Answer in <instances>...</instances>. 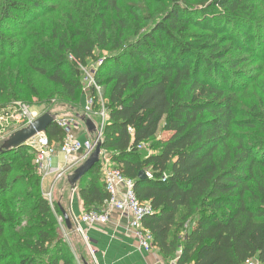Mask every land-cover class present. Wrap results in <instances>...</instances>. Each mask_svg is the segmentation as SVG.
Masks as SVG:
<instances>
[{"label": "trees", "instance_id": "16d2710c", "mask_svg": "<svg viewBox=\"0 0 264 264\" xmlns=\"http://www.w3.org/2000/svg\"><path fill=\"white\" fill-rule=\"evenodd\" d=\"M43 1L0 0V52L5 28H20L25 14ZM165 1L166 10L128 39L122 38L126 25L117 19L112 47L105 14L118 10L117 0L72 6L68 27L51 32L47 48L39 49L53 63L39 71L55 85L53 95L79 104L88 61L97 49H109L92 70L105 97L100 102L93 85L89 94L96 111L101 106L106 111L101 149L134 180L138 200L150 206L142 219L150 247L174 264H264V102L248 112L239 105L238 94L248 86L239 82L245 77L237 70L241 56L231 54L250 49L249 38H239L237 31L246 33L254 23V4ZM226 25L236 28L233 42ZM65 133L53 123L45 135L58 142ZM149 141L152 152L143 154L140 144ZM34 157L27 145L0 153V264H76L39 190ZM140 170L150 176L137 179ZM99 176L98 161L80 179L84 212L101 208L109 197ZM23 182L34 224L4 239L5 225L19 222L14 216L20 204L10 195ZM14 236L22 243L9 245Z\"/></svg>", "mask_w": 264, "mask_h": 264}, {"label": "rangeland", "instance_id": "374dc122", "mask_svg": "<svg viewBox=\"0 0 264 264\" xmlns=\"http://www.w3.org/2000/svg\"><path fill=\"white\" fill-rule=\"evenodd\" d=\"M90 1L91 0H44V5L38 7L36 10H30L25 14L24 21L21 23L20 28L17 25H8V27L5 28L4 38L6 40V45L0 52V105H6L12 100L20 99L27 102L37 116L44 112H50L57 118L72 117L76 120L77 124L80 122L85 125V119H89L92 122L95 121L94 123L96 124L98 123V118L95 114L99 113V111H96L94 106H92L91 111H86V103H84V109H79L82 95L79 104L67 102L53 95L52 92L55 89V85L39 71L41 66L49 70L53 64H50L48 60L39 55L40 48H47L51 32H54L55 29L61 30L62 26L67 24L66 15H73L74 13L72 6L78 7L80 2L86 4L90 3ZM252 2L255 10L254 23L251 24V27L246 28V33L237 31L239 38L244 36L249 38L248 43L251 42L250 49L247 53L237 49L231 52L232 55H240V58H242L237 70H239L238 74H243L245 77H243L244 79H239V82L245 81L248 87L246 91L238 94V103L243 107L242 109L245 112H248L249 108L255 107V109L260 110V105L264 102V0H252ZM117 5V11L110 9L107 14H105V18L109 25L110 44L108 47L113 46L112 41L115 40L114 38L119 33L118 29L114 28V25L118 24L117 19L119 21L121 20L126 25V29H124L122 33V38L128 39L138 28L142 29L146 24L150 25L152 21L160 16L168 7L169 2L165 0H117ZM51 8L53 10H51ZM221 28L219 30H222ZM224 30H226L227 39L233 42L236 37V28L227 26ZM108 54L109 49H97L95 51V58L88 61V69L85 70L81 78L82 94L89 93V80L87 78H89L90 72H93L92 70H94L98 63H96V61L99 58L102 59L106 57ZM70 60L71 58L67 57V62ZM235 73L230 74L229 80L234 77ZM99 90V101L102 102L106 94V89L100 87ZM81 117H84V120H82ZM157 138H162V135L159 133ZM90 140H93V136L90 137ZM152 141L144 144V148L142 149L143 154H150L152 152V150L149 149L150 142ZM78 156L79 155H77V157ZM53 177H55V175H50L49 178L42 180L40 176L39 190L48 201L50 199L51 208H53L58 220L59 238L71 251L70 238L75 235L81 237V235L78 234L73 227L71 230H68L69 232H73L69 234L70 238L64 231L67 228L62 220L63 218H61L62 216L58 205L55 204L57 203V198L54 197V194H52V196L50 194V186L52 185ZM28 190V185L23 182L17 185L13 192H11L10 198L14 199L17 205L20 204V208H16V216H14L19 222L5 225V238H2H9L10 234H15L16 231H19V234H23V231L28 228L29 224H34L31 217L34 216L35 212L29 208L30 202L24 198V194ZM23 206L24 208H22ZM14 237L12 242L9 240L7 241L9 245H13L15 242L18 244L22 243L21 238L17 236ZM71 253L73 256L72 251Z\"/></svg>", "mask_w": 264, "mask_h": 264}, {"label": "built area", "instance_id": "2783aa9c", "mask_svg": "<svg viewBox=\"0 0 264 264\" xmlns=\"http://www.w3.org/2000/svg\"><path fill=\"white\" fill-rule=\"evenodd\" d=\"M90 73L89 76L87 75L89 77L87 78L89 80V87L93 85L97 94H99L100 86L94 83L92 72ZM92 105V98L89 94L86 100L85 110L91 111ZM96 114H98L100 118L98 123L95 124V137L93 140H80L70 133L72 127L75 125L74 118L55 117L54 123L66 131L60 141L50 142L45 133L41 132L26 142L25 145L35 152L33 164L36 165L37 172L42 180L50 175H55L56 178H59L64 171L72 167L73 162H70L71 157L80 155L79 159L82 160L84 155L87 156L94 150L96 143L101 142L102 130L106 119L104 107L101 106L99 113ZM36 117L37 115L32 111L31 106L21 100H12L6 105H0V145L15 131L29 126ZM140 146H144V144L142 143ZM56 153H61L67 158L66 165L61 170H58L57 167L52 165V157ZM99 170L101 180L109 197L101 208L92 209L75 216L72 219L73 229L81 236L86 237V228H92L98 223H106L110 214L113 211H117L129 216V227L135 230L140 246L145 250H149L152 240L151 233L142 225L143 217L151 211L149 204L138 200L134 191V180L126 177L121 170L110 161L108 154L102 149L99 154ZM146 174L148 177L150 176L148 172H146ZM48 195L50 196L49 193ZM245 264L257 263L253 260H249L246 261Z\"/></svg>", "mask_w": 264, "mask_h": 264}, {"label": "crops", "instance_id": "0c3cea01", "mask_svg": "<svg viewBox=\"0 0 264 264\" xmlns=\"http://www.w3.org/2000/svg\"><path fill=\"white\" fill-rule=\"evenodd\" d=\"M87 97L88 94H82L79 109H84L83 106ZM98 97H100L99 94ZM95 115H97L99 121V115ZM78 124L75 120V125L70 131L74 137L85 140L93 136L94 139V132L89 133L84 124L80 122ZM79 158L80 155L71 157L72 167L64 171L59 178L53 177L52 185L50 186L51 196L54 194V197L57 198V203L55 204L58 205L59 210L60 208L63 209L69 216L71 227L72 219L84 212L79 192L81 181L79 180L75 187H71L67 179L74 169L84 162L83 159L80 160ZM66 162L67 158L61 153H56L52 157V165L57 167L58 170L63 169ZM49 177L47 176L43 180ZM99 177L102 182L101 174ZM129 220V216L113 211L106 223H98L92 228H86V237L75 235L70 238L69 234L73 232H69L68 229L64 230L70 238L71 251L75 262L77 264H172L173 262L163 258L157 249L152 247L149 250H145L140 246L135 230L129 227Z\"/></svg>", "mask_w": 264, "mask_h": 264}, {"label": "water", "instance_id": "95a60500", "mask_svg": "<svg viewBox=\"0 0 264 264\" xmlns=\"http://www.w3.org/2000/svg\"><path fill=\"white\" fill-rule=\"evenodd\" d=\"M54 118V114H51L50 112H44L43 114L37 116L29 126L15 131L7 140H5L0 145V153L5 150H10L21 145H25L29 139H31L38 133H45L48 127L54 123ZM81 119L84 120V117H81ZM84 122L89 133L95 132V125L91 120L85 119ZM100 150L101 142H98L96 143L94 150L90 154H88L87 156H83L84 162L76 169H74V171L67 178L71 187H75L76 183L82 178V176H84L98 163ZM147 177L148 176L145 170H140L138 172L137 179L143 180ZM60 212L66 228L70 230L72 227L69 216L61 208Z\"/></svg>", "mask_w": 264, "mask_h": 264}]
</instances>
